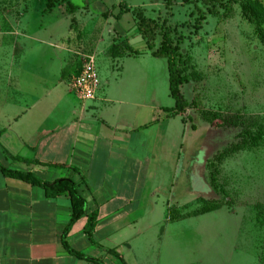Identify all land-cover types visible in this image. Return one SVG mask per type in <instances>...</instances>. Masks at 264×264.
I'll use <instances>...</instances> for the list:
<instances>
[{
    "label": "rangeland",
    "instance_id": "1",
    "mask_svg": "<svg viewBox=\"0 0 264 264\" xmlns=\"http://www.w3.org/2000/svg\"><path fill=\"white\" fill-rule=\"evenodd\" d=\"M88 7L87 0H0V39L39 19L41 36L55 40L47 23L66 19L81 66L88 56L105 64L103 79L113 73L111 86L126 91L119 98L153 102L159 119L174 101L166 60L152 53L168 31L188 78L186 109L175 119L202 133L201 141L188 134L198 141L188 151L189 176L176 177L173 163L164 171L156 212L135 225L132 254L122 250L126 264H264V0H116V16L130 14L122 28L112 12L94 17Z\"/></svg>",
    "mask_w": 264,
    "mask_h": 264
},
{
    "label": "crops",
    "instance_id": "2",
    "mask_svg": "<svg viewBox=\"0 0 264 264\" xmlns=\"http://www.w3.org/2000/svg\"><path fill=\"white\" fill-rule=\"evenodd\" d=\"M87 2L94 17L117 14L116 0ZM65 20L47 23L55 40L41 36L47 28L39 19L0 39V168L31 173L42 182L78 184L88 212L97 213L94 244L82 218L66 243L88 260L68 254L61 235L71 219L69 199H48L41 187L6 178L0 169V264H121L109 251L126 264L122 250L132 254L135 225L149 209L156 212L164 171L168 175L173 163L176 177H187L194 168L190 153L202 133L176 121L170 108L156 119L153 102L119 98L126 91L118 83L111 86L113 73L103 79L105 64L94 58L100 83L95 99L85 102L75 95L70 83L82 66ZM129 20L124 14L120 28ZM190 133L198 141L189 140Z\"/></svg>",
    "mask_w": 264,
    "mask_h": 264
},
{
    "label": "trees",
    "instance_id": "3",
    "mask_svg": "<svg viewBox=\"0 0 264 264\" xmlns=\"http://www.w3.org/2000/svg\"><path fill=\"white\" fill-rule=\"evenodd\" d=\"M48 7H50V4H48ZM69 12L71 15H73L74 9L70 8ZM127 13L128 12L126 11L124 12L119 11L118 15L116 16V19H120L124 14ZM104 16H106V14H104L103 17ZM74 20L75 19L72 18L71 22L74 23ZM143 24L145 26L143 32L147 35L152 34L153 29L151 28L150 24L146 22H144ZM194 28H196L197 31L198 28L200 27L198 25H195ZM161 38H162V42L159 48L157 49V51L152 53V57L166 60L167 70H168V81H169V86H168L169 96L174 101V106L172 109H169V112L171 117H178L186 109L187 103L182 94V89L184 84L187 83L188 78L182 73L183 71H181L177 67V63L175 62L174 58L180 57L182 53L179 47L173 44L170 33L168 31H163L161 33ZM127 49L128 51L132 52V49L130 47H127ZM115 50H118L116 46L113 47V51ZM0 169L3 176L6 178L17 179L22 182L31 184L33 186L41 187L44 190L45 196L48 199H57L61 197H67L69 199L70 209H71V219L68 226L64 229L61 235V244L68 254L82 260H88L84 255L73 251L66 243V238L71 228L80 219L85 218L86 224L84 227V233L89 239V241L92 244H94L92 241V235L97 225V213L96 211L88 212L87 203L79 193V185L70 179H61L53 183L42 182L31 173H21L9 169H4L2 167ZM211 211H213V209L202 210L197 215L200 216ZM109 253L116 256L117 260L121 262V264H124L121 256H119V254H117L115 251H109ZM91 262L101 263L98 260H91Z\"/></svg>",
    "mask_w": 264,
    "mask_h": 264
},
{
    "label": "built area",
    "instance_id": "4",
    "mask_svg": "<svg viewBox=\"0 0 264 264\" xmlns=\"http://www.w3.org/2000/svg\"><path fill=\"white\" fill-rule=\"evenodd\" d=\"M99 84L95 59L86 57L80 73L71 83V89L80 100L88 102L95 99Z\"/></svg>",
    "mask_w": 264,
    "mask_h": 264
}]
</instances>
